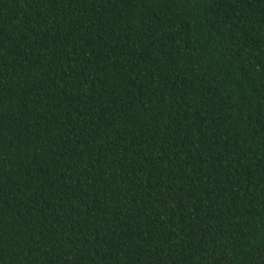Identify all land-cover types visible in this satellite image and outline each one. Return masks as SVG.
<instances>
[{"label": "trees", "instance_id": "obj_1", "mask_svg": "<svg viewBox=\"0 0 264 264\" xmlns=\"http://www.w3.org/2000/svg\"><path fill=\"white\" fill-rule=\"evenodd\" d=\"M0 264H264V0H0Z\"/></svg>", "mask_w": 264, "mask_h": 264}]
</instances>
